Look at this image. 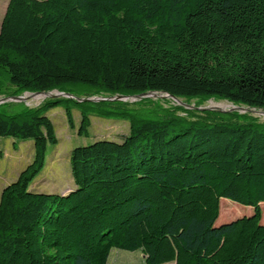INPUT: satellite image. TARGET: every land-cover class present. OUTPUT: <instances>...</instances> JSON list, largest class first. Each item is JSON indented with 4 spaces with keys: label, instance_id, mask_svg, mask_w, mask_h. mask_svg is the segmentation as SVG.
<instances>
[{
    "label": "trees",
    "instance_id": "obj_1",
    "mask_svg": "<svg viewBox=\"0 0 264 264\" xmlns=\"http://www.w3.org/2000/svg\"><path fill=\"white\" fill-rule=\"evenodd\" d=\"M0 70L15 92L76 85L264 109V0H10ZM64 101L83 108L80 135L90 111L130 131L73 148L75 185L38 192L31 185L59 143L45 113ZM130 104L0 109V136L35 143L1 195L0 264H108L114 248L140 250L143 264H264V122L181 107L143 116ZM222 199L246 208L224 213Z\"/></svg>",
    "mask_w": 264,
    "mask_h": 264
},
{
    "label": "rangeland",
    "instance_id": "obj_2",
    "mask_svg": "<svg viewBox=\"0 0 264 264\" xmlns=\"http://www.w3.org/2000/svg\"><path fill=\"white\" fill-rule=\"evenodd\" d=\"M9 1L10 0H0V29ZM15 91L16 88L11 85L7 75L0 70V109L6 113H20L24 110L34 109L41 106L48 99L65 98L77 100L73 98L72 95L80 98L99 99L116 96L109 97L111 94L105 92L99 94L97 93L98 91L91 88L76 85L68 86L64 89H53L50 91L51 95L37 93L35 91ZM87 93H91V96H86ZM16 97L21 98L19 99ZM114 100H122L131 103L130 106L136 110V113L143 116H152L154 111L163 113V108L181 107L184 110L199 112L208 109L224 114L238 113L243 116V118H255L259 122H264V109L236 105L227 100L215 97L207 99L179 98V100H176L167 96L165 93L157 92L156 94L145 93L143 96H129L128 98ZM67 107L71 109L73 114L75 128H72L68 122ZM82 111L83 108L80 104H76L72 101H64L61 106L52 108L45 113L55 124L59 143L55 147L50 148L46 165L32 183V189L47 193L67 192L75 185L70 165V153L73 148L87 145L100 139L121 142L124 139L123 136L130 131V122L128 120L115 117L106 118L97 112L90 111L91 126L89 132L88 134L80 135L79 127L82 120ZM179 113L182 115L185 114L184 111H180ZM34 157V140H19L13 137L0 136V194L3 186L9 180H15L19 177L20 171L23 170L26 165L28 166L34 160ZM223 203L224 205L226 204V208H224L222 212L225 213V209H227V211L230 210L234 215L243 212L239 207H245L227 199H222V204ZM244 212L247 214L248 211L244 209ZM144 259V254L140 250L129 251L114 248L111 253L109 264H143ZM165 264L174 263L169 262Z\"/></svg>",
    "mask_w": 264,
    "mask_h": 264
},
{
    "label": "water",
    "instance_id": "obj_3",
    "mask_svg": "<svg viewBox=\"0 0 264 264\" xmlns=\"http://www.w3.org/2000/svg\"><path fill=\"white\" fill-rule=\"evenodd\" d=\"M37 93H45V94H48V95H51V92L50 91H47V92H37ZM148 93H152V94H156L157 92L155 91H152V92H148ZM145 94V93H144ZM144 94H140V95H137V96H143ZM167 96L169 97H172L176 100H179L178 97L172 95V94H169V93H165ZM73 98L79 100V101H98V100H105V98H102V99H99V98H80V97H77V96H74L72 95ZM129 96H124V95H116L115 97H112V98H106V99H124V98H128ZM16 98H21V97H16Z\"/></svg>",
    "mask_w": 264,
    "mask_h": 264
},
{
    "label": "crops",
    "instance_id": "obj_4",
    "mask_svg": "<svg viewBox=\"0 0 264 264\" xmlns=\"http://www.w3.org/2000/svg\"><path fill=\"white\" fill-rule=\"evenodd\" d=\"M27 166V165H26ZM25 166V167H26ZM24 170V169H23ZM23 170H21L20 172H22ZM20 174V173H19ZM18 178V177H17ZM16 178V179H17ZM15 179V180H16ZM14 181V179H12V180H9L4 186H3V188H2V191H1V194H0V199H1V195H2V192H3V189L8 185V184H10L11 182H13ZM62 193H65V192H62ZM110 259H111V256H110ZM110 259H109V262H110ZM109 262H108V264H109Z\"/></svg>",
    "mask_w": 264,
    "mask_h": 264
},
{
    "label": "bare ground",
    "instance_id": "obj_5",
    "mask_svg": "<svg viewBox=\"0 0 264 264\" xmlns=\"http://www.w3.org/2000/svg\"><path fill=\"white\" fill-rule=\"evenodd\" d=\"M42 95H44V94H42ZM35 99V98H34ZM39 99V98H38ZM224 107V106H223Z\"/></svg>",
    "mask_w": 264,
    "mask_h": 264
}]
</instances>
